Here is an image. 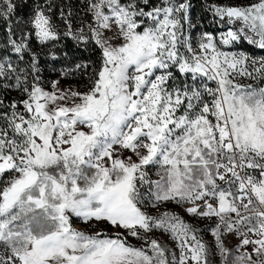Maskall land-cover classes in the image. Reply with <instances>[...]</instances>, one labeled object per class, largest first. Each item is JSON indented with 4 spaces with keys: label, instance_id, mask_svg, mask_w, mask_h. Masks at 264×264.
I'll return each instance as SVG.
<instances>
[{
    "label": "snow or ice",
    "instance_id": "6c2138e0",
    "mask_svg": "<svg viewBox=\"0 0 264 264\" xmlns=\"http://www.w3.org/2000/svg\"><path fill=\"white\" fill-rule=\"evenodd\" d=\"M190 7L0 0V264H264V56L225 50H264V0L208 4L195 42ZM63 38L99 65L44 82Z\"/></svg>",
    "mask_w": 264,
    "mask_h": 264
},
{
    "label": "rangeland",
    "instance_id": "374dc122",
    "mask_svg": "<svg viewBox=\"0 0 264 264\" xmlns=\"http://www.w3.org/2000/svg\"><path fill=\"white\" fill-rule=\"evenodd\" d=\"M78 2V0H77ZM188 2L190 3L191 7L189 9V18L190 21L192 23V25L194 27L191 28L190 30V35L193 38V42H195L196 38L198 37V35L201 32L204 31H209L211 33H213L214 35L218 36V34L222 31L226 30V26L224 24H218L217 27H215V24H210L208 21L206 22H201L199 20V17L194 9V6L192 4V2L190 0H188ZM207 2L209 4L211 3H219V4H248L250 2H253V0H207ZM24 14L26 15L28 10L24 9ZM209 25V27L212 28H207ZM3 40V32L0 31V41ZM76 44V43H75ZM52 46L51 44H49L48 48L44 49V51L41 53L40 55V67L42 70V78L44 82L47 81H51V80H55L59 77L60 74V70H56L55 68L51 67V65L47 62L48 59V49H50ZM225 50H232V51H244L246 52L249 56H255V57H260V56H264V50L258 49L253 45H248L247 43H243V44H239L234 46L231 49H225ZM96 66V63H93ZM91 70V68L89 69ZM91 72V71H89ZM71 83L73 85H80L81 88L80 90L83 91V77L81 76H77L76 79L73 77L71 79H66L62 81V84H68ZM46 88L50 87V84L48 83H44L43 85ZM17 96L16 92H12L11 97L15 98ZM150 212H152L153 214H156L155 209H149ZM160 211H171L175 214L180 215L185 221L193 224L196 227L201 228L202 234H203V239L208 242V243H212L213 242V238L211 237L210 233L207 231H204V221H199V220H194L193 218L187 216L182 209H180L177 205H175L174 203H166L163 206H161ZM73 222H74V226H79V227H84V225H82L79 221H76L75 218H73ZM107 234L108 235H113L114 234V230L112 229H107ZM159 237L161 239H163L164 241H166L169 245H172V241L169 240L167 235H163L161 236V234L159 232H154L153 233V238ZM229 240L231 241V243L229 244V247H231L233 244L236 243V240L232 237H229ZM128 241L135 245V246H140V244L142 243L141 241H137L135 238L132 237H128ZM216 260V264H219V260L220 257L219 255H217L215 257Z\"/></svg>",
    "mask_w": 264,
    "mask_h": 264
},
{
    "label": "trees",
    "instance_id": "16d2710c",
    "mask_svg": "<svg viewBox=\"0 0 264 264\" xmlns=\"http://www.w3.org/2000/svg\"><path fill=\"white\" fill-rule=\"evenodd\" d=\"M194 6V9L199 17V20L203 23L208 21L210 24H215L217 27V23L215 19L211 15L209 11H207V5L209 4L207 0H190ZM207 28H212L207 25ZM94 47V46H93ZM93 47L88 48L87 50L83 46H77L75 42L69 38H63L56 48L52 49L58 57L57 60L53 61L48 56L47 62L51 65V67L56 70H61L63 68H72L77 63H82L86 61L95 62L96 66L99 65V50H93ZM90 69V68H89ZM92 70V69H91ZM89 70V71H91ZM79 74L75 75L76 79ZM12 94V93H11ZM10 94L9 99H12ZM9 101L6 100L5 103Z\"/></svg>",
    "mask_w": 264,
    "mask_h": 264
}]
</instances>
